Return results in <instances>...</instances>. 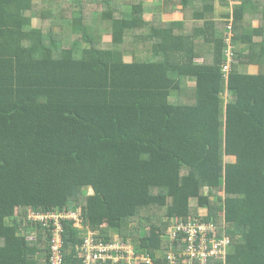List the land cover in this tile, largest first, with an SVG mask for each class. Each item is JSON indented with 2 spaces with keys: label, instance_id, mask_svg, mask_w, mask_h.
I'll use <instances>...</instances> for the list:
<instances>
[{
  "label": "trees",
  "instance_id": "trees-1",
  "mask_svg": "<svg viewBox=\"0 0 264 264\" xmlns=\"http://www.w3.org/2000/svg\"><path fill=\"white\" fill-rule=\"evenodd\" d=\"M231 1L218 20L215 0H163L184 17L164 21L144 0H0V264H49L51 226L27 217L64 207L151 253L171 218L224 221L226 264H264V70L235 51L222 71L228 37L264 58L243 22L264 0ZM61 223L69 262L84 231Z\"/></svg>",
  "mask_w": 264,
  "mask_h": 264
},
{
  "label": "built area",
  "instance_id": "built-area-1",
  "mask_svg": "<svg viewBox=\"0 0 264 264\" xmlns=\"http://www.w3.org/2000/svg\"><path fill=\"white\" fill-rule=\"evenodd\" d=\"M227 42L233 46L229 37ZM233 61V52L229 50L222 64L224 77ZM28 218L45 227L51 226L49 264H225L230 241L224 231L225 222L216 224L212 219L202 221L198 217L176 219L171 220L165 231L168 244L151 253L139 242L124 240L118 234L111 235L108 241L98 239L97 231L84 229L78 208L31 210ZM62 220L73 221L84 231L82 241L68 251H74L69 262L63 256Z\"/></svg>",
  "mask_w": 264,
  "mask_h": 264
},
{
  "label": "crops",
  "instance_id": "crops-1",
  "mask_svg": "<svg viewBox=\"0 0 264 264\" xmlns=\"http://www.w3.org/2000/svg\"><path fill=\"white\" fill-rule=\"evenodd\" d=\"M154 1L155 0H144L143 16H144V18L146 20L155 18L156 15H158V13L161 16L162 20H164V21L165 20L170 21V20H181V19H184L183 15H182V12L179 9V7L178 8H172V10H170V11H162L161 12V9L163 8V0H160L161 1V8L159 10H157V11L154 10V9L151 10L152 3L155 4ZM231 3H232L231 0H225V1H223V0H215V2H214V6H215L214 16H215V19L220 20L223 17L224 11H220L218 9V7L222 6V7L227 8L228 11H231V9H229V8H231L229 6ZM225 4H228V5H225ZM228 11H226V12H228ZM8 14H9V12H8ZM29 14H31V13L28 10L26 12V15H29ZM3 15H5V13H3ZM0 17H1V14H0ZM34 19H38V18L34 17L32 20H34ZM243 22L247 23L249 25L250 29L258 28L260 30L259 33L257 35H255L254 39H253V41L255 43L260 42L262 37L264 36V22H262L258 18H255V19L243 18ZM185 23H188V25H189V24H192V21L191 20H185ZM33 25H34V23H33ZM247 46H248V44L241 43V42L237 43V44H234V46H233L234 48H236V54L239 55V57H241V59L238 60V62L236 64L237 65V69L241 73L256 74L260 70H264V58H262V60L260 61V64H257L256 60L254 62L253 61L251 62V61L244 60L245 58H248V57H246V54L256 55L258 53V48H254L253 47L250 50H248ZM208 47H209V45L208 46L205 45L206 49ZM203 54H204V50L202 48H200V50L197 51V53L194 55L195 63L202 64L205 61V58H204ZM194 79H195L194 77L189 76L187 78V82L193 84L195 82ZM229 95H231V97H232V94L228 93V90H225L224 97L229 96ZM225 101H227V100H225ZM194 217H196V216H194ZM171 220H176V218H171ZM226 228L227 227H226V223H225L224 231H225V234L229 237V235L227 234ZM232 250H233L232 242L229 241V246H228L227 254H226V257H225V264H226V258L228 256V253H231Z\"/></svg>",
  "mask_w": 264,
  "mask_h": 264
},
{
  "label": "rangeland",
  "instance_id": "rangeland-1",
  "mask_svg": "<svg viewBox=\"0 0 264 264\" xmlns=\"http://www.w3.org/2000/svg\"><path fill=\"white\" fill-rule=\"evenodd\" d=\"M34 2H35L36 4H39V3L42 2V0H34ZM154 3H155V4L152 3V8H151V10H152V9H154V10H156V11L159 10V9L161 8V1H160V0H155ZM218 9H219L220 11H224V12L228 11L227 8L222 7V6H219ZM229 9H231V8H229ZM143 12H144V11H143ZM33 23H34L35 26L41 25L39 19H34V20H33ZM233 46H234V44H233ZM233 46L229 45V46L227 47V49H226V51H225V53H226V57H227L228 54H229V50H231V51L233 52V56L235 55L236 48H234ZM126 59L131 60V58H130L129 56H126ZM229 96L231 97V95H229ZM229 96H226L225 99H226V100L229 99V98H230ZM85 191L90 193V192H92V189H91V188H88V189H86ZM191 202H192V203H195V201H193V200H192ZM27 218H28V217H27ZM29 218H30V217H29ZM29 218H28V220H29ZM6 222H8V221L6 220ZM137 223H138V221L135 220L133 224L137 225ZM113 235H114V234H113Z\"/></svg>",
  "mask_w": 264,
  "mask_h": 264
}]
</instances>
